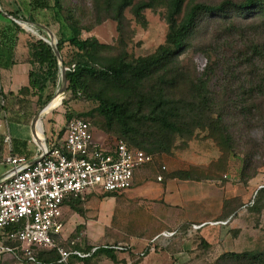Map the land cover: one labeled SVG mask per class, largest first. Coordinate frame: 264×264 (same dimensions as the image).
<instances>
[{
	"label": "rangeland",
	"instance_id": "obj_1",
	"mask_svg": "<svg viewBox=\"0 0 264 264\" xmlns=\"http://www.w3.org/2000/svg\"><path fill=\"white\" fill-rule=\"evenodd\" d=\"M139 1L141 0H134V4ZM221 1L224 0H186L184 7L186 11L191 4L197 2L217 4ZM50 3L51 6L43 10H33L27 1L25 5L19 7V16L25 20V22L21 21V24L31 37L49 39L48 30H50L54 34L55 42L58 43L60 38L66 40L70 37L72 33L69 25L75 21L81 28L82 38L96 37L100 43L108 46L102 49V53L108 56L126 55L129 59L156 52L166 40L169 28L166 19L168 0H158L154 8L145 9L143 18H137L133 12V6H128L124 10L121 23L113 18L114 12L109 10L107 0H61V9L54 6L53 0H50ZM222 25H225L222 20H214L206 16L187 40L184 50L177 56V62L170 64V67L175 73L184 72L183 77L188 78L189 81H195L196 78L206 73L218 58L223 64L220 65L221 68L214 70L215 79L212 85L217 86V78L223 77L226 87H232L234 84V90L237 92L239 91L238 81L246 83L249 74L253 72V68H248L244 62L246 57L253 56V49L248 45L252 38L264 41V27L262 26L261 31H258L257 26L262 24L258 20L247 19L237 22L236 26L242 28L230 31L225 29L224 31L223 27H220ZM61 56L62 62L65 60L69 66L78 58L77 52L67 41L64 43ZM59 65L61 67L60 62ZM260 66L262 65L259 64ZM238 76L240 79H237ZM158 77L157 75L140 85L123 86L114 85L100 78L85 76L82 85L84 90L79 88V85L75 90H69L68 81L65 93L60 71L55 82L48 83L46 90L42 93L38 90H31L24 97L16 95L6 101V110L3 111L4 118L29 122L32 116L40 113L44 123L45 138L53 137L59 140L64 136L68 121L72 117L79 116L87 119L96 130L106 134L112 141L117 139V136L124 137L121 125L116 123L114 128H109L106 117L101 111L99 100L92 96L98 94L124 101L138 113L137 116H140L141 112H147L150 109V99L156 95L153 92L159 89V80H156ZM160 80L163 83V80ZM184 81L187 82L184 79L178 86L170 87V90L176 98H184L190 102L191 94L188 92L189 88L183 85ZM166 84L167 81L163 83L164 86ZM231 94V100H234L230 102L228 108L234 116H230L228 120L232 134L229 145L219 139L218 134L213 136L207 128L195 127L192 134L181 135L167 133L152 123L138 124V127L140 133H154L158 141L171 144V151L187 154L193 161L190 170L192 176H208L227 180L229 178L227 175L231 173L232 176H236L233 178L234 184L243 183L249 187V198L238 209L243 213L241 228L232 230L231 242L225 249L230 250L227 251L228 253L224 254L226 251L222 250V245L219 248L221 251H216L214 264H264V120L259 119L249 124L242 118H237V114L241 115L242 100H235L237 93L230 92ZM46 102L48 103L44 105ZM258 102L260 107L256 105L253 109L259 108L257 111L262 117L264 116V97H260ZM8 113L9 115H6ZM186 114V118L190 119V114ZM138 139L142 140L141 137ZM247 159L250 161L249 164H247ZM5 170L4 166H0V172ZM243 230L245 232L241 235ZM246 251L258 255L259 258L251 261L252 259H237L229 254ZM53 252L54 258H58V252L55 250ZM35 253H38L37 249ZM35 264L47 263L39 261Z\"/></svg>",
	"mask_w": 264,
	"mask_h": 264
},
{
	"label": "crops",
	"instance_id": "obj_2",
	"mask_svg": "<svg viewBox=\"0 0 264 264\" xmlns=\"http://www.w3.org/2000/svg\"><path fill=\"white\" fill-rule=\"evenodd\" d=\"M26 1L31 2L0 0V12L4 15H0V27L10 22L6 17L21 26L16 33L14 64L0 67V100L3 95H17L21 88L29 86L31 70L40 69V65L30 61L28 43L33 37L19 22L23 17L17 21L4 14H19V7ZM3 111L0 112V166L6 170L0 172V178L10 168L5 163L9 154L34 161L46 142L58 141L53 137L45 138L40 113L28 122L5 119ZM92 131L96 142L111 145L106 134L94 127ZM7 135L10 142L5 141ZM150 156L149 162L136 169L129 189L121 193L92 191L85 200L81 199L83 211L74 208L78 206L76 200L63 205L64 228L59 241L84 256L71 255L67 262L60 263V255L55 259L48 256L55 249L38 248L37 261L47 264H214L216 251H221V245L225 250L231 242L232 230L241 228L243 213L238 209L249 198V187L234 184L236 176L231 173L225 181L177 176L193 166L192 159L185 153L173 151ZM244 232L241 231V235ZM5 233L6 230L0 229V264H33L18 259V251L7 250L16 243L7 239ZM40 253L46 254L47 262Z\"/></svg>",
	"mask_w": 264,
	"mask_h": 264
},
{
	"label": "trees",
	"instance_id": "obj_3",
	"mask_svg": "<svg viewBox=\"0 0 264 264\" xmlns=\"http://www.w3.org/2000/svg\"><path fill=\"white\" fill-rule=\"evenodd\" d=\"M53 1L56 8H62L61 0ZM107 1L109 10L114 12L113 18L120 23L123 20L124 10L128 6H133V12L137 18H143V11L147 8H154L158 3V0H141L136 4H134V0ZM185 3L186 0H168L166 19L169 28L166 40L156 52L146 56L136 59H129L126 55L108 56L102 53V49L108 46L100 43L96 37L82 38L80 36L81 28L75 21L69 25L72 33L70 37L66 40L60 38L57 43L58 49L62 52L64 43L67 41L78 55L75 63H71L70 66L63 60L65 66L68 67L69 90H75L78 85L79 88L83 89V78L85 76L100 78L114 85L123 86L140 85L144 81L159 76L156 79L159 80V89L157 92H153L156 95L150 99V109L147 112H141L140 116H137L138 113L124 101L98 94L92 96V98L99 100L101 111L106 117L109 128H114L116 123L121 125V132L125 138L120 136L116 138L126 141L130 146L141 149L149 155L172 153L171 144L158 141L156 139L157 135H154V133H140L138 124L152 123L167 133L181 135L192 134L195 127L207 128L213 136L218 134L219 139L229 145L232 134L228 120H230V116H234L228 108L230 102L234 100H231L232 94L230 95V92L239 95L235 97V100H242L241 115L237 114V118H242L243 121L245 120L249 124H252L253 121L257 122L259 119L264 120V116L261 117V114L257 111L259 108H256L257 110L253 109L254 106L260 104L258 102L260 97H264V41L252 38L248 45L253 49V56L246 57L244 62L248 68H253V72L247 78L248 81L251 79L249 82L242 81L240 83V80L238 81L239 91L237 92L234 90V84L232 87H226L224 84L225 78L223 77L217 78V86L216 84L212 85V81L215 79L214 70L221 68L220 65L223 64L218 58L207 69L206 73L196 78L195 81H189L188 78L183 77L184 72L175 73L170 67V64L177 62V56L184 50L187 40L206 16H210L214 20H222L225 25L220 27H223V30L226 31L242 28L236 26L239 20H258L262 25H258L256 29L261 31V27H264V0H243L241 2L224 0L217 4L197 2L191 4L186 11ZM30 4L33 10L48 9L51 6L50 0H31ZM8 14L20 19L19 14L16 12H8ZM0 15L4 16L2 12H0ZM6 19L10 21L8 25L0 27V67L8 68L15 62L13 58L16 33L21 29V26L12 19L7 17ZM242 31L244 30L242 29ZM8 32L10 34H7ZM28 45L30 61L40 65V69L31 70L29 86L21 88L17 94L23 97L31 90H38L39 93H42L46 90L48 83L55 82L60 72L59 60L53 46L48 41L44 38H32ZM259 64L262 66L259 67ZM160 79L163 80L164 84L167 81L166 87ZM184 79L187 82L184 81L183 85L189 88L188 92L191 94L192 100L190 102L184 98H176L170 90V87L178 86ZM237 79H240V77L238 76ZM15 96L14 93L9 96L3 95L4 103L0 100V112L6 110L5 102ZM186 113L190 114V119L186 118ZM91 127H93L92 124ZM139 137L142 138L141 141L138 139ZM249 163L250 161L247 159V164ZM177 176L196 179L215 178L208 176L195 177L192 176L191 171L179 172ZM71 200L78 201L77 204L82 202L81 199ZM74 208L83 211L82 207L77 206ZM48 254L49 258L55 259L53 251ZM229 254L237 259H252L251 261L259 258L258 255L247 251L231 252ZM44 255L46 256L45 253H40L43 258ZM44 260L47 262L48 259L44 258Z\"/></svg>",
	"mask_w": 264,
	"mask_h": 264
},
{
	"label": "built area",
	"instance_id": "obj_4",
	"mask_svg": "<svg viewBox=\"0 0 264 264\" xmlns=\"http://www.w3.org/2000/svg\"><path fill=\"white\" fill-rule=\"evenodd\" d=\"M10 140L7 135L5 141ZM150 160L122 139L110 146L96 142L90 122L79 116L68 121L61 140L46 142L34 161L9 154L5 163L10 168L0 178V229L16 246L7 250L32 262H38V248L55 249L60 263L71 255L84 256L59 241L65 202L85 200L95 190L121 193L132 187L136 169Z\"/></svg>",
	"mask_w": 264,
	"mask_h": 264
},
{
	"label": "water",
	"instance_id": "obj_5",
	"mask_svg": "<svg viewBox=\"0 0 264 264\" xmlns=\"http://www.w3.org/2000/svg\"><path fill=\"white\" fill-rule=\"evenodd\" d=\"M5 15H7L8 17L10 18H13L15 19L12 15L8 14V13H5ZM20 21H24L25 20H22L20 19ZM32 23V22H31ZM32 24H35V23H32ZM49 31V39H45L46 41H48L54 48V51H55V54L61 64V67H60V71H61V75H62V79H63V91L66 93L67 91V83H68V78H67V68L64 66L63 62H62V56H61V52L60 50L58 49V46H57V42H55L54 40V34L52 31L48 30Z\"/></svg>",
	"mask_w": 264,
	"mask_h": 264
},
{
	"label": "bare ground",
	"instance_id": "obj_6",
	"mask_svg": "<svg viewBox=\"0 0 264 264\" xmlns=\"http://www.w3.org/2000/svg\"><path fill=\"white\" fill-rule=\"evenodd\" d=\"M26 26V24H24ZM28 27V26H27ZM41 126V125H40Z\"/></svg>",
	"mask_w": 264,
	"mask_h": 264
}]
</instances>
